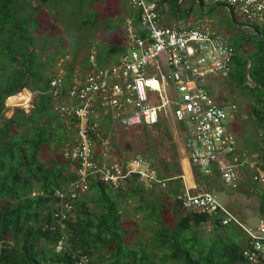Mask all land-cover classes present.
I'll use <instances>...</instances> for the list:
<instances>
[{
  "label": "trees",
  "instance_id": "1",
  "mask_svg": "<svg viewBox=\"0 0 264 264\" xmlns=\"http://www.w3.org/2000/svg\"><path fill=\"white\" fill-rule=\"evenodd\" d=\"M187 1L161 3H167L181 20L186 16L181 6ZM49 2L0 0V264H79L81 255L89 256L90 264H247L243 237L241 241L231 237L234 227L241 229L236 222L223 225L222 214L185 210L176 198L181 190L160 192L155 184L146 186L137 176L129 179L127 189H113L100 179H93L89 190L75 202L67 221L66 248L56 250L62 228L55 214V191L76 178V161L70 154L76 143L74 121L54 111V100L48 93L36 97L35 108L30 112L18 106L11 117L5 115L9 96L24 88L45 91L53 78L37 69L38 56L31 47L35 36L29 32L36 24L35 11ZM188 7L187 14L191 11ZM133 8L129 16L138 19L140 11ZM229 8L236 23L238 12L233 6ZM238 23L256 30L247 37L251 30L237 26L241 34L238 42L232 44L236 55L230 78H237L239 87L255 100L256 105L250 109L258 127V147L254 150L257 165L264 170V28L245 19ZM243 40L241 51L239 44ZM124 50V43L111 44L109 48L110 53ZM6 57L12 67L5 73ZM249 57V75L255 84L247 79ZM54 118L59 120L57 128L53 126ZM54 144L59 149L69 147L64 161L46 162L42 157L43 150ZM241 188L248 194H258L259 212L264 215V189L249 174L243 175ZM167 197L170 220L165 211ZM128 204L135 205L136 213L144 212L142 220L151 226L149 237L125 223Z\"/></svg>",
  "mask_w": 264,
  "mask_h": 264
},
{
  "label": "built area",
  "instance_id": "2",
  "mask_svg": "<svg viewBox=\"0 0 264 264\" xmlns=\"http://www.w3.org/2000/svg\"><path fill=\"white\" fill-rule=\"evenodd\" d=\"M161 1L130 0L140 16L126 18L125 50L117 61L100 66L97 52L93 51L90 61L94 67L85 74L68 80L58 71L47 90L24 88L8 97L20 99L14 105L28 113L35 108L36 97L48 93L54 100V111L74 121L76 127V143L70 151L76 161V178L55 191V214L62 228L56 245L59 252L67 246V221L75 202L89 190L93 179H100L113 189H127L134 176L161 189L168 187L170 179L160 177L153 161L141 152L127 161L110 159L109 141L103 136L100 122L102 114L111 117L113 125L155 124L161 110L174 104L177 120L187 129L190 159L203 180L218 175L224 185L237 189L243 167L250 166L252 180L264 189V170L257 165V155L241 151L239 138L231 127L238 105L219 102L203 87L211 75L230 77L235 46L225 32L207 23L162 25ZM198 1L233 6L246 21L264 25V0ZM23 93L26 97L21 99ZM99 141L103 143L101 153L97 152ZM176 198L185 210L222 214L223 225L236 222L245 234L243 255L247 264H264V215L257 216L253 224L242 222L221 203L212 188L197 194L182 189ZM79 264H90L89 256L81 255Z\"/></svg>",
  "mask_w": 264,
  "mask_h": 264
},
{
  "label": "rangeland",
  "instance_id": "3",
  "mask_svg": "<svg viewBox=\"0 0 264 264\" xmlns=\"http://www.w3.org/2000/svg\"><path fill=\"white\" fill-rule=\"evenodd\" d=\"M33 4L37 5L38 2L33 1ZM160 4L163 7L162 22L173 24L183 21L184 18L179 20V16L170 10L167 3L162 2ZM186 6L191 7L189 14L186 13ZM132 8L130 0H50L48 4L40 6L35 11L36 24L29 28V32L35 36V44L31 47L38 56L37 69L46 76H54L59 71L67 75V78L69 76L68 79L71 80L75 75H83L94 67L90 61V54L93 51L97 52L96 59L97 63L100 62V66L117 61L120 53H110L109 48L111 44L122 45L125 42L124 24L126 18L132 13ZM181 8L186 14L184 23H207L225 32L232 44L238 42L239 33H241L237 26L247 31L238 23V21L244 20L242 15H236L237 22L235 23L224 7L212 4H206L202 7L200 4L188 0ZM258 25L260 28H264L263 24ZM3 61L5 73L11 71L12 64L8 58H3ZM218 78L214 82L204 83L203 87L210 90L211 95L219 102H234L238 105V113L234 122H231V127L239 138L241 151L257 153L254 149L258 147L256 145L258 127L250 113L251 107L256 105L254 98L248 91L239 87L237 78ZM25 97L26 94H23L20 98L24 99ZM6 102L9 105L5 115L11 117L17 108L14 104L20 102V99L16 98V101L14 99ZM162 119L163 121L158 125L168 126V118L162 117ZM53 120V126L57 128L59 120L56 118ZM170 123L176 127L179 126V129L183 130L184 128L183 124L176 119ZM120 137L123 138L125 135L122 134ZM118 140H112L111 145L116 146ZM97 145V151H101L103 149L102 142ZM137 148L138 146L133 147L135 153L141 151ZM68 151L69 147L59 149L57 144H54L51 148L46 147L43 150L42 157L46 162L52 159L64 161L65 157L69 155ZM141 152L151 155L150 150L147 149ZM252 168L244 166L242 171L245 175L251 176ZM214 182L215 192L222 204L242 222L246 224L256 223L257 216L261 214L259 212L260 197L257 193L248 194L241 188V185L237 189H232L221 181L217 184L216 181ZM157 188L160 192L168 193V187L162 190L158 186ZM160 192L158 193L160 194ZM165 200L168 201L165 211L168 220H170L169 197ZM133 206L135 205L133 204ZM133 206L131 204L125 205V209H128L125 215V223L132 230H137V233L149 237L151 226L146 225L142 220L144 212L136 213ZM240 230L242 231V229ZM240 230L234 227L231 237L239 241L243 237L245 240V234Z\"/></svg>",
  "mask_w": 264,
  "mask_h": 264
},
{
  "label": "crops",
  "instance_id": "4",
  "mask_svg": "<svg viewBox=\"0 0 264 264\" xmlns=\"http://www.w3.org/2000/svg\"><path fill=\"white\" fill-rule=\"evenodd\" d=\"M182 22L168 24V22H162L161 24L166 26H172L184 23ZM219 75H211L203 82L209 83L218 80ZM169 87V94L172 96V89ZM27 89V88H26ZM30 90V89H28ZM210 92V90H208ZM175 105L170 104L163 108L160 112L159 121L155 124L143 123L132 127H125L120 124L113 125L111 117L106 114H102L100 117L102 133L105 139L109 141L110 159H116L121 161H127L134 154L143 150H150L151 155L146 157L151 159L158 168L160 177L169 178L167 192H174L175 190L187 189L194 194L202 193L206 188L215 189V182H220L218 175H213L208 180H203L199 175L195 166L193 165L189 150L186 145L187 129H179V126H175L170 121L177 120L175 116ZM15 112V111H14ZM13 112V114H14ZM162 117H166L169 120L168 126H159L158 124L163 121ZM180 122L179 120H177ZM124 134L125 137H120ZM119 139L116 146L111 145L112 140ZM103 144V143H102ZM138 146L137 149L141 150L134 152L133 147ZM98 148V146H97ZM99 153L101 151H97ZM102 155H97L101 157ZM146 186L150 183L143 182ZM223 183V182H222ZM165 192V191H164Z\"/></svg>",
  "mask_w": 264,
  "mask_h": 264
},
{
  "label": "water",
  "instance_id": "5",
  "mask_svg": "<svg viewBox=\"0 0 264 264\" xmlns=\"http://www.w3.org/2000/svg\"><path fill=\"white\" fill-rule=\"evenodd\" d=\"M226 8L230 11V15H231L232 19L235 21V17H234V15L231 12L232 10L229 7H226ZM241 27H243L244 29H247V30H251V32L247 35V37L250 36V35H253L255 33V30H256L253 26H250L249 24H241ZM242 44H244V40L239 44V48H240L241 51H243V45ZM251 66H252V58L249 57V65H248V70H247V79H248L250 84H255V81L249 75ZM7 101H9V99ZM6 104H7V106L9 105L8 102H6Z\"/></svg>",
  "mask_w": 264,
  "mask_h": 264
},
{
  "label": "flooded vegetation",
  "instance_id": "6",
  "mask_svg": "<svg viewBox=\"0 0 264 264\" xmlns=\"http://www.w3.org/2000/svg\"><path fill=\"white\" fill-rule=\"evenodd\" d=\"M242 29V28H241ZM239 34H241V33H239Z\"/></svg>",
  "mask_w": 264,
  "mask_h": 264
},
{
  "label": "clouds",
  "instance_id": "7",
  "mask_svg": "<svg viewBox=\"0 0 264 264\" xmlns=\"http://www.w3.org/2000/svg\"><path fill=\"white\" fill-rule=\"evenodd\" d=\"M243 18V17H242Z\"/></svg>",
  "mask_w": 264,
  "mask_h": 264
}]
</instances>
